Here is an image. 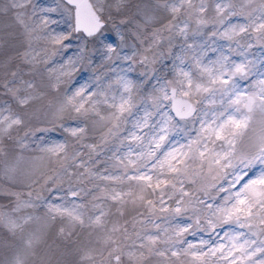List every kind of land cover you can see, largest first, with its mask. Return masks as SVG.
<instances>
[{
	"label": "snow or ice",
	"instance_id": "obj_1",
	"mask_svg": "<svg viewBox=\"0 0 264 264\" xmlns=\"http://www.w3.org/2000/svg\"><path fill=\"white\" fill-rule=\"evenodd\" d=\"M0 264H264V0H0Z\"/></svg>",
	"mask_w": 264,
	"mask_h": 264
}]
</instances>
